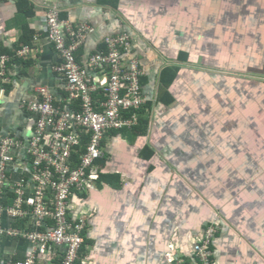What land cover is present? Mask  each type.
Instances as JSON below:
<instances>
[{"label": "crops", "instance_id": "obj_1", "mask_svg": "<svg viewBox=\"0 0 264 264\" xmlns=\"http://www.w3.org/2000/svg\"><path fill=\"white\" fill-rule=\"evenodd\" d=\"M53 4L62 18L94 27L79 61L125 30L144 72L137 116L146 123L107 132L98 178L71 193L69 217L86 221L76 264H176L215 220L216 264H264V143L253 147L264 137V83L246 80L264 78V0H2L0 54L33 32L0 78L5 133L29 136L31 114L19 102L62 81L43 29ZM23 46L33 52L17 56ZM167 68L176 74L162 84ZM192 143L198 152L186 150ZM27 248L21 239L0 244L3 255Z\"/></svg>", "mask_w": 264, "mask_h": 264}, {"label": "built area", "instance_id": "obj_2", "mask_svg": "<svg viewBox=\"0 0 264 264\" xmlns=\"http://www.w3.org/2000/svg\"><path fill=\"white\" fill-rule=\"evenodd\" d=\"M45 16L43 29L59 56L52 69L62 81L57 91L40 86L38 98L20 102L32 120L24 144L0 130V244L8 239L28 243L24 256L13 251L3 255L8 249H0V264H48L57 257V264H76L86 221L68 216L69 196L85 191L98 178L104 135L133 128L138 118L132 109L146 101L140 85L143 69L131 55L129 33L106 36L104 50L79 61L76 51L94 27L61 18L57 4L48 6ZM31 52L33 47L24 46L18 54ZM7 59L0 57V76ZM19 145L25 146V157ZM8 190L16 197L4 203ZM219 229L218 220L206 223L190 257L175 255L174 262L216 264L209 246Z\"/></svg>", "mask_w": 264, "mask_h": 264}, {"label": "bare ground", "instance_id": "obj_3", "mask_svg": "<svg viewBox=\"0 0 264 264\" xmlns=\"http://www.w3.org/2000/svg\"><path fill=\"white\" fill-rule=\"evenodd\" d=\"M58 5V7H59V14L61 13V7L59 6V4H57ZM47 11V10H46ZM46 13V12H45ZM60 17H61V15H60ZM45 18H46V16L44 15V24H45ZM62 18V17H61ZM92 32V31H91ZM91 32H89V33H91ZM121 32H127V33H129L128 31H125V30H123V31H121ZM121 32H118V33H121ZM88 33V34H89ZM118 33H116V34H118ZM87 34V35H88ZM116 34H112V35H116ZM130 34V33H129ZM46 35H47V33H46ZM87 35H86V37H87ZM131 35V34H130ZM109 36V35H108ZM132 36V35H131ZM105 38H106V36H105ZM105 38H104V40H103V47L102 48H100L99 50H95V51H100V50H104L105 48H106V45H105ZM85 40H86V38H85ZM85 40H84V42H85ZM132 41H133V38H132ZM84 42H83V44H84ZM52 44V43H51ZM82 44V45H83ZM81 45V46H82ZM81 46L78 48V50L81 48ZM24 47V46H23ZM22 47V48H23ZM54 47V46H53ZM22 48H20V49H22ZM19 49V50H20ZM55 49V48H54ZM19 50H17L16 51V54H17V56H20V57H26V56H24V55H20V54H18V51ZM56 50V49H55ZM77 50V51H78ZM76 51V52H77ZM95 51H93V52H95ZM57 52V51H56ZM92 53V52H91ZM58 54V53H57ZM131 55H133V56H136L135 54H133V51H132V49H131ZM6 56H8V59L6 60V62H5V73H6V71H7V68H8V65H7V62H8V60L10 59V56L9 55H6ZM88 57V56H87ZM130 57V56H129ZM137 57V56H136ZM144 73V72H143ZM143 75V74H142ZM141 75V76H142ZM5 77V74L3 75V76H0V78L1 79H5L4 78ZM60 78V77H59ZM141 78V77H140ZM40 86H44V85H39V86H37V87H35V94H36V96H31L30 98H27V100H29V99H36V98H38V96H39V94H38V92H37V88L38 87H40ZM47 86V85H46ZM49 87V86H48ZM52 91H54L51 87H49ZM22 101V100H21ZM19 104H20V102H19ZM145 104V103H144ZM143 104V105H144ZM22 109V108H21ZM24 110V109H23ZM133 110V109H132ZM26 111V110H25ZM138 123V122H137ZM0 130H3V129H0ZM5 133V132H4ZM7 134H9V133H7ZM11 135V134H10ZM13 136H15L17 139H19V140H21V145L22 144H24L25 143V141L27 140V138H28V136L27 137H22V136H19V135H13ZM21 145H19V151H20V153H21V155L23 156V157H25L26 156V153H25V151H26V148H25V146L24 147H22V148H20L21 147ZM16 159H17V156H16V154H14V160H13V162L14 161H16ZM17 178V177H16ZM11 192L13 193V194H11ZM72 193V192H71ZM70 196H71V194H70ZM70 196H69V201H68V206H67V213H68V216H69V202H70ZM14 197H16V193L14 192V191H10V190H8V191H6V193H5V195L3 196V198L1 199L4 203L6 202V200H9L10 198L12 199H14ZM14 225H18V221L16 222V224H14ZM84 228H85V225H84ZM84 228H83V230H82V238H83V241H82V244H83V242H84V235H83V231H84ZM82 244H81V246H82Z\"/></svg>", "mask_w": 264, "mask_h": 264}, {"label": "trees", "instance_id": "obj_4", "mask_svg": "<svg viewBox=\"0 0 264 264\" xmlns=\"http://www.w3.org/2000/svg\"><path fill=\"white\" fill-rule=\"evenodd\" d=\"M32 33L33 32L26 31L25 34H24V36H23V38L21 39V43L19 45H17L16 49H18L19 47H21L22 44H25V43L29 42L32 39ZM16 49H14V51ZM14 51L9 52L8 54L1 53L0 54V57L2 55H9V54L12 55V57H13ZM163 74H164V76L162 77V80H163V83L162 84H168L175 77L176 71L173 70V69H171V68H167V69L164 70V73ZM166 76H168V77H166ZM142 106L140 108L133 109L132 111L135 112L136 115L137 114H140L141 111H142ZM137 118L140 119V120H144L143 122L146 123L147 118H141V117H138V116H137ZM137 128L139 129V127H137ZM81 249H82V246L80 247L79 254L81 252Z\"/></svg>", "mask_w": 264, "mask_h": 264}, {"label": "rangeland", "instance_id": "obj_5", "mask_svg": "<svg viewBox=\"0 0 264 264\" xmlns=\"http://www.w3.org/2000/svg\"><path fill=\"white\" fill-rule=\"evenodd\" d=\"M263 67H264V65H263ZM253 70L256 71V74H257V76H258V74H259V73H257V72H259L258 69H257V68H254ZM230 71H231V72H229V74L234 73V72L232 71V69H230ZM242 72H243V71H242ZM222 75H227V73L223 72ZM261 78H262V79H257V78L254 79V77H251V78H247L246 80H247L248 82H249V80H250L252 83H255V82H257V81H258V82H263V83H264V78H263V76H261ZM262 143H264V137L257 138V140L254 141V144H253L254 146H253V147H254L255 149H257V148L259 147V145L262 144ZM260 149H261V148H260ZM263 176H264V173H262V177H263Z\"/></svg>", "mask_w": 264, "mask_h": 264}, {"label": "snow or ice", "instance_id": "obj_6", "mask_svg": "<svg viewBox=\"0 0 264 264\" xmlns=\"http://www.w3.org/2000/svg\"><path fill=\"white\" fill-rule=\"evenodd\" d=\"M211 22H212L213 24L216 23L215 19H213ZM190 142H191V141H190ZM186 150L189 151V152H193V153H195V152H198V151H199V147H198L197 144L192 143L191 148H187Z\"/></svg>", "mask_w": 264, "mask_h": 264}]
</instances>
